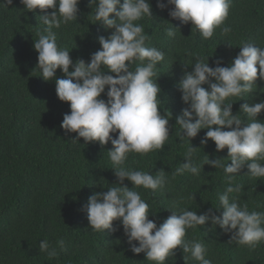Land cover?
<instances>
[{
  "label": "trees",
  "instance_id": "16d2710c",
  "mask_svg": "<svg viewBox=\"0 0 264 264\" xmlns=\"http://www.w3.org/2000/svg\"><path fill=\"white\" fill-rule=\"evenodd\" d=\"M149 3L152 18L145 17L137 23L150 37L146 46L165 53L157 65L156 83L161 88L158 111L169 118L170 136L161 150L146 155L130 153L125 166L152 175L163 170L167 183L156 192L133 186L127 179L124 185L140 192L150 206L149 219L158 225L171 211L179 215L181 209L196 211L198 215L212 209L220 215L222 209L215 208H219L218 195L227 186L223 169L204 164L199 176L189 172L172 175L185 162L189 147L187 138L180 141L177 136L180 129L176 117L187 107L181 100L178 83L184 72L192 71L197 56L212 55L208 58L210 67L215 66L213 61L217 58L223 59L221 66H228L243 43L264 47V0H232L224 22L231 27V33L221 35L217 28L209 40H203L191 23L182 25L170 18L167 10L156 7L157 0ZM92 7L93 10L88 0H80L76 21L53 29L58 46L70 51L74 62L83 59L88 63L91 54L100 49L98 38H107L112 31L93 19L95 6ZM51 11L29 12L20 0H13L8 8L0 7V264H155L145 259L144 253L130 251L119 220L113 222L118 229L115 232H98L89 226L83 208L88 197L116 186L113 184L117 178L107 154L112 145L84 144L83 138L74 143L71 139L76 133L66 134L60 127L64 114L70 113L69 103L58 99L54 81L41 77L36 68L38 52L33 47L45 27L39 16ZM171 26L180 31L173 38L166 34ZM56 75L63 78L59 69ZM256 84L257 90L251 96L245 94L239 101L233 98V114L243 103L264 100V81L257 80ZM100 98L107 100L104 94ZM237 114L249 122L245 114ZM258 119L264 121V111ZM206 131L202 129L190 141L197 148L194 161L202 165L208 155L209 159L223 158L225 164H230L227 149L217 152L211 140L200 144ZM246 173L245 166L235 178L243 189L232 195L240 198V204L246 203L249 211H264V178L256 181ZM230 235L209 221L188 229L185 239L204 243L207 258L213 264H264V242L250 250L229 243ZM61 239L64 247H57L56 257L49 258L38 250L41 240L55 247ZM133 243L138 246V242ZM173 252L164 264H199L193 259L184 261L179 246Z\"/></svg>",
  "mask_w": 264,
  "mask_h": 264
},
{
  "label": "clouds",
  "instance_id": "9594fccd",
  "mask_svg": "<svg viewBox=\"0 0 264 264\" xmlns=\"http://www.w3.org/2000/svg\"><path fill=\"white\" fill-rule=\"evenodd\" d=\"M20 3L29 12L52 9L50 14L39 16L45 27L38 33L33 47L38 52L36 68L41 77L44 81H54L58 99L69 103L70 113L64 114L61 129L66 134L76 133L71 139L74 143L83 138L84 144L99 142L103 146L110 142L112 145L107 154L117 178L113 184L116 186L88 197L83 208L90 228L115 232L118 229L113 222L119 220L130 251L144 253L145 259L155 264H164L178 246L184 261L193 259L199 264H213L207 258L204 243L185 239L188 229L209 221L231 234L229 243L254 250L264 242V211H249L246 203L240 204V198L232 195L243 189L235 178L245 166L246 175L256 181L264 178V163H261L264 161V121L258 119L264 111V100L240 105L238 112L247 116V123L238 112H232L233 98L239 101L245 94L251 96L257 90L256 81H264V47L243 43L228 66H221L223 59L217 58L213 61L215 66L210 67L208 58L212 55L197 56L192 71L184 72L178 89L187 107L181 109L176 124L180 129L178 139L187 138L189 147L185 162L172 175L189 172L199 176L202 166L208 164L223 169L227 186L218 195L219 208L215 209H222L220 215L212 209L199 215L196 211L181 209L179 215L171 211L158 225L149 219L150 206L140 192L124 185L127 179L133 186L156 192L167 183L163 170L152 175L125 166L130 153L146 155L161 150L170 136L169 118L158 111L161 88L156 83L157 65L164 60L165 53L157 47L146 46L150 37L144 26L137 23L145 17L152 18L149 0H123L122 3L121 0H88L92 10L95 6L93 19L112 30L107 38H98L100 49L91 54L88 63L83 59L74 62L70 51L58 46L53 31L76 21L80 0H20ZM12 4L13 0H0V7L8 8ZM231 5L232 0H157L156 3L157 8L167 10L170 18L182 25L195 26L203 40L211 39L217 28L221 35L231 33V27L224 23ZM177 30L178 27L171 26L166 34L173 38ZM137 61L140 63L136 64ZM57 69L63 78L57 77ZM205 84L207 89L202 87ZM101 94L107 100L101 99ZM202 129L207 131L200 144L206 145L211 140L217 152L227 149L230 164H225L223 158L209 159L208 155L202 165L194 161L197 148L190 141ZM57 247L63 249L62 239L55 247L41 240L38 250L52 258L58 255Z\"/></svg>",
  "mask_w": 264,
  "mask_h": 264
}]
</instances>
